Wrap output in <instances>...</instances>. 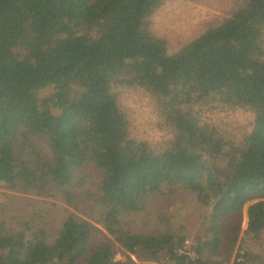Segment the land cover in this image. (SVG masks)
I'll list each match as a JSON object with an SVG mask.
<instances>
[{
  "label": "trees",
  "instance_id": "obj_1",
  "mask_svg": "<svg viewBox=\"0 0 264 264\" xmlns=\"http://www.w3.org/2000/svg\"><path fill=\"white\" fill-rule=\"evenodd\" d=\"M167 2L0 0V264H211L245 205L231 264H264V0L176 51L150 20ZM119 86L153 99L160 140L131 132ZM207 102L251 117L227 131ZM188 189L196 221L191 197L154 214Z\"/></svg>",
  "mask_w": 264,
  "mask_h": 264
},
{
  "label": "rangeland",
  "instance_id": "obj_2",
  "mask_svg": "<svg viewBox=\"0 0 264 264\" xmlns=\"http://www.w3.org/2000/svg\"><path fill=\"white\" fill-rule=\"evenodd\" d=\"M242 0H168L166 5L155 10L150 17L153 29L158 35L168 40L170 51H176L189 39L210 24L222 20L229 15L237 4ZM117 90L120 92V98L128 110L130 119V130L139 137L147 139L160 140L163 132L157 130L155 125L156 115L154 114L153 99L138 87L119 86ZM204 117L214 122L217 126L229 131L230 128L236 127L238 124H245L246 120L251 117L248 111L225 109L224 106L216 105L213 102H207L201 105ZM168 136V135H167ZM2 185L0 184V190ZM198 191L188 189L187 191H179L170 195L161 196L155 203L152 210L157 214L158 209L166 207L175 209L179 207L180 202L191 197L188 203H185L183 209L178 211L177 218L181 215L190 214L192 212L193 196H197ZM247 205L241 210L230 213L223 218L221 222L230 233L237 235L235 245L231 251V255L221 248L219 253L213 258L211 264H218V261H225V264H231L238 250V245L243 239L244 229L247 223ZM192 221H196L193 216ZM146 223L152 225L155 223L153 215L146 217ZM232 239V238H231ZM228 242H231L229 240ZM243 243V242H242ZM264 255V249L261 251ZM229 257V258H228ZM115 258L126 259L125 252L121 249L115 253ZM166 263V262H165Z\"/></svg>",
  "mask_w": 264,
  "mask_h": 264
},
{
  "label": "built area",
  "instance_id": "obj_3",
  "mask_svg": "<svg viewBox=\"0 0 264 264\" xmlns=\"http://www.w3.org/2000/svg\"><path fill=\"white\" fill-rule=\"evenodd\" d=\"M188 243V242H187ZM216 264V263H215ZM218 264H225L224 261L223 262H219Z\"/></svg>",
  "mask_w": 264,
  "mask_h": 264
}]
</instances>
